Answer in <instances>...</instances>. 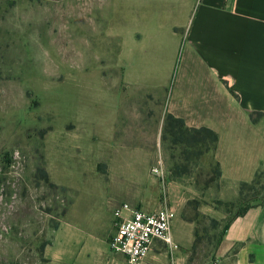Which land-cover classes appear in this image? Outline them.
<instances>
[{"label":"rangeland","instance_id":"rangeland-1","mask_svg":"<svg viewBox=\"0 0 264 264\" xmlns=\"http://www.w3.org/2000/svg\"><path fill=\"white\" fill-rule=\"evenodd\" d=\"M104 5L0 0V264H63L83 247H107L119 204L151 211L167 203L168 180L201 189L216 176L212 146L163 136L165 103L111 56L123 43L106 39ZM200 191L175 218L193 221L195 251L172 237L141 264H218L220 233L262 197L264 167L235 200ZM103 254L107 261L91 264H124Z\"/></svg>","mask_w":264,"mask_h":264},{"label":"crops","instance_id":"crops-1","mask_svg":"<svg viewBox=\"0 0 264 264\" xmlns=\"http://www.w3.org/2000/svg\"><path fill=\"white\" fill-rule=\"evenodd\" d=\"M105 2L109 7L100 15L106 39L123 43L120 50L111 48V56L124 61L132 83L156 91L166 114L186 127L217 134L212 158L219 178L201 189L168 180L165 201L177 214L181 202L200 190L215 200L237 199L240 185L264 167V0ZM175 218L171 237L191 254L195 225L184 219L177 224ZM105 250L125 264L105 244L64 255L62 263H102ZM213 257L218 264H264V200L228 222Z\"/></svg>","mask_w":264,"mask_h":264},{"label":"built area","instance_id":"built-area-1","mask_svg":"<svg viewBox=\"0 0 264 264\" xmlns=\"http://www.w3.org/2000/svg\"><path fill=\"white\" fill-rule=\"evenodd\" d=\"M112 215L114 231L108 247L122 255L125 264H141L157 243L172 244L171 226L176 209L171 204L147 211L123 202L113 209Z\"/></svg>","mask_w":264,"mask_h":264},{"label":"trees","instance_id":"trees-1","mask_svg":"<svg viewBox=\"0 0 264 264\" xmlns=\"http://www.w3.org/2000/svg\"><path fill=\"white\" fill-rule=\"evenodd\" d=\"M253 114V113H252ZM252 116V115H251ZM256 117H252V120L254 121ZM163 136H170L171 142L173 144H182L185 146L193 147L194 149L197 148V146H205L204 149H208L212 146V150L216 147L217 143V134L207 127H200V128H188L185 126L184 121L179 118L175 117L170 113H167L164 118L163 126H162ZM202 151L199 150V148L195 151L194 155L201 154ZM216 163V176L212 181H216L219 178V166ZM259 173V171L255 174L254 179L256 175ZM253 179V180H254ZM252 180V181H253ZM211 181V182H212ZM210 183V182H209ZM208 183V184H209ZM248 183H242L239 187V196L242 194L243 187L246 186ZM264 200V193L260 199H255L254 202L251 204L246 205L244 208H242L240 211L235 213L225 224L223 227L219 239L217 240L215 247L220 241L222 232L226 228L228 222L237 215L243 214L249 207L257 205L261 203ZM214 247V248H215ZM196 248V240L193 242V245L191 246V254L195 251Z\"/></svg>","mask_w":264,"mask_h":264}]
</instances>
